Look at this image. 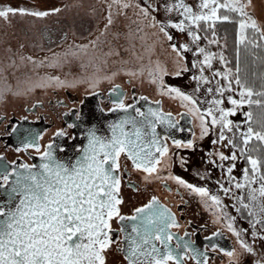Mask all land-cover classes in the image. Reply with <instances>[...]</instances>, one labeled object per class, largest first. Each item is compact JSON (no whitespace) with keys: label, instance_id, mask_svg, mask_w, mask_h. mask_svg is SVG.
<instances>
[{"label":"snow or ice","instance_id":"snow-or-ice-1","mask_svg":"<svg viewBox=\"0 0 264 264\" xmlns=\"http://www.w3.org/2000/svg\"><path fill=\"white\" fill-rule=\"evenodd\" d=\"M113 5L118 11L130 7L139 9L138 15L148 21L147 26L158 29L154 35L168 42L175 54V71L169 72L157 62L155 70L148 72L149 82L157 85L160 95L178 100L181 107L187 109L180 114L181 118L191 116L198 122L199 137L193 133L194 139L186 142L171 138L167 133L179 123L172 113H165L159 107H149L146 111L136 107L139 100L148 99L146 96L126 104L119 85L112 91L120 98L109 111L124 115L108 122L106 131L95 126L86 128L83 138L87 143L75 147L73 156L59 155L66 149L53 142L42 145L40 134L22 136L15 151L27 154L29 159L35 152L40 163L17 164L0 155V264H109L113 252L121 254L123 264H187L188 261L209 264V250L222 252L229 258V264H239L236 249L225 250L212 243L216 237L223 236L220 230L205 237L209 243L203 251L193 246L194 241L185 240L189 233L178 236L171 231L180 227L176 215L156 196L136 207L131 215L125 214L122 187L125 174L129 173V161L131 171L143 173L145 182L171 180L195 194L204 207L212 211L213 223L231 233L243 253L256 256L255 243L264 242V117L255 120L249 110L243 112L242 123L231 119L245 105L249 109L255 105L264 110V74L260 76L257 91L241 67L242 51L250 55L253 62L264 60L260 55L264 52V21L254 15L253 0H197L195 6L187 0H164L162 4L145 0L144 5L111 0L106 28L113 23ZM161 8L165 19L158 20L153 13H159ZM60 11V8L39 11L9 5L0 7V19L7 21L16 15L44 18ZM174 14L178 17L175 20L171 19ZM225 23L235 25L236 29L234 67L226 54L227 37L218 34V25ZM170 30L184 35L187 41L175 42ZM91 43L95 46L96 42ZM212 46L219 51L211 50ZM75 47L86 51L88 45ZM188 53L192 56L190 61ZM27 59L36 64L32 57ZM216 64L221 68L215 67ZM48 66H60L59 58ZM126 74L138 75L137 72ZM185 74H191L189 79L196 84L191 93L164 82L165 76L180 78ZM46 80L57 87L76 86L59 76H49ZM98 83L96 81L93 87ZM44 86L43 83L35 85ZM202 91L203 97L199 95ZM155 103L159 105L160 101ZM226 103L231 107H226ZM76 118L82 119L80 115ZM160 125L166 129L163 136L157 132ZM78 126L68 125L69 128ZM17 131L12 127L9 134ZM55 136L76 139L64 129L58 130ZM210 136L215 138L210 141L212 147L206 153V162L221 172V178L214 181L216 193L170 171L167 176L160 175L171 166L175 155L166 141L171 138L173 147L195 151L196 140L203 141ZM241 161L244 166L238 177L235 173ZM179 162L181 167L187 163L183 157ZM196 175L201 180L211 179L210 171ZM127 187L139 191L130 180ZM219 192L232 203L225 204ZM229 208L237 215H232ZM238 218L247 221L251 231L237 227ZM249 235L251 243L246 239ZM118 236L122 238L117 239ZM173 240L176 241L174 246ZM254 264H264V257Z\"/></svg>","mask_w":264,"mask_h":264},{"label":"rangeland","instance_id":"rangeland-1","mask_svg":"<svg viewBox=\"0 0 264 264\" xmlns=\"http://www.w3.org/2000/svg\"><path fill=\"white\" fill-rule=\"evenodd\" d=\"M127 2L133 5L145 4V0H127ZM150 2L162 4L164 0H150ZM196 2L197 0H187V3L193 6ZM110 3L111 0H0V7L10 5L14 8L39 11L61 9L59 13L44 18L16 15L10 16L7 21L0 19V93H2L0 96V130L4 128L7 120L21 118L27 114V109L33 107H36L38 112L50 115H54L56 111H66L70 107L80 109L83 102L89 107L91 96L95 92L100 90L105 92L116 84L128 90L133 88L139 97L146 96L153 102L160 101L163 108L176 114L187 111L181 107L178 100L160 95L157 85L149 82L148 72L150 69L155 70L157 62L161 66H166L169 72L175 71L173 63L175 54L171 52L168 42L160 35H154L158 33V29L148 27V21L138 15L139 9L135 7L118 11L117 6L113 5L111 9L113 23L106 28ZM253 5L254 15L264 21L261 1L256 3V0H253ZM153 15L158 20L165 19L163 8ZM177 18L175 14L171 17L173 20ZM140 29L142 31H139ZM170 31L175 37V42L187 41L184 35L175 30ZM93 41L96 42L95 46L91 43ZM232 43L227 44L228 57ZM78 45H88V47L86 51H81L75 47ZM211 50L219 51L215 46H212ZM72 52H76V55H72ZM116 52H119V55H115ZM28 57H32L36 64L29 61ZM187 57L189 61L192 60L190 53ZM57 58H59L60 66L49 67L48 64ZM40 62L43 64L41 65ZM215 67L221 68V65L216 64ZM127 72H137L138 75L129 76ZM190 75L185 74L180 78L165 76L164 82L169 86H179L183 91L191 93L196 84L190 81ZM49 76H59L61 80L75 83L76 86L74 88L57 87L46 80ZM96 81L99 83L93 87ZM41 83L45 86L35 87ZM29 88L32 90L29 91ZM199 95L203 97V91ZM205 106L202 105V107ZM225 106L231 107L227 103ZM246 111H248L247 105L231 119L242 123L245 119L243 112ZM190 121L191 128L188 131L191 136L189 139H194L193 133L195 137H199L200 128L198 122L191 116ZM242 127L246 125L242 124ZM214 138L215 136H210L203 141L197 139V150L195 151L177 149L172 144L169 145L170 152L175 155L172 156L171 166L160 175L167 176L170 171L189 183L206 186L216 193L217 185L214 181L221 178V172L206 162L208 159L206 153L212 147L210 141ZM180 157L187 161L184 167L180 165ZM243 166V161L237 165L235 174L238 177L240 176L239 170ZM209 171L211 172L210 180H201L196 175V173L206 174ZM165 182L172 186V192L175 193L174 190L178 189L180 202L189 212L186 216L190 214L192 220L206 225L207 229L204 233L210 234L216 230L223 232L229 239L230 248L236 249L239 264H254L255 260L264 257V242L255 243L256 256L243 253L236 238L226 229L221 228L220 224L213 223L215 217L212 211L204 207L199 197L190 194L171 180ZM217 194L222 197L225 204L232 203L223 196L222 192ZM229 212L237 215L231 208ZM200 215L201 218H199ZM237 227L249 228L251 231L249 224L243 219L238 218ZM246 239L252 242L250 235ZM219 253L220 255H212V258H209V264H229V258L222 252Z\"/></svg>","mask_w":264,"mask_h":264},{"label":"flooded vegetation","instance_id":"flooded-vegetation-1","mask_svg":"<svg viewBox=\"0 0 264 264\" xmlns=\"http://www.w3.org/2000/svg\"><path fill=\"white\" fill-rule=\"evenodd\" d=\"M116 85H119V91L124 93L122 98L126 104L135 103L136 100H139V96H137L133 88L128 90L120 84ZM116 85L105 92L101 90L95 92L93 96H91L89 107H87L83 102L80 109L78 107H70L66 111H56L54 115H50L49 113L45 112H38L36 107H33L27 109V114L25 116L7 120L5 122L4 128L0 130V155H3L8 162L16 161L17 164H39L40 160L37 153L32 152V158L29 159L27 154L17 153L15 151V148L20 146L22 136L32 133L34 135L40 134L43 137L39 141L42 145L53 142L57 146H63L66 151L59 153V155L62 157L73 156L75 154V147L87 143V141L83 138V133L86 128L95 126L102 131H106V125L108 122L117 120L120 116L124 115V113L109 111V109L115 106L114 102L120 98L112 91ZM65 106L69 107L67 104H65ZM136 107L141 108L143 111H146L149 107H159L165 113L171 112L173 118L178 120L179 123L177 128L171 129L167 134L171 138L177 140H182L185 142L191 140L187 139L190 138V133H186L189 130V127L187 126L188 117L184 116L181 118L180 115L186 111L176 114L171 110L163 108L161 102L159 105H157L155 102L149 99L146 101L139 100V103L136 104ZM77 115H80L82 119L77 120ZM69 124H77L79 126L76 128H69ZM12 127H16L18 131L10 135L9 133L11 132ZM60 129L66 130L70 137L75 136L76 139L72 140L68 137H56L55 133ZM181 129L183 130L181 131ZM157 132L163 136L166 134V129L164 126L160 125L157 127ZM171 138L166 141L168 146L172 144ZM127 166L129 168V173L125 174L124 185L122 187V195L126 201L125 205L123 206V212L127 215H131L136 207L142 206L143 204L147 203L152 196H156L159 198L161 204L170 208L176 215L180 227L173 228L171 231L175 232L178 236H184L185 232L189 233L190 235L186 236L185 240L194 241L193 246L203 251L204 246L209 243L205 240V237L211 236L213 232L210 234L204 233V231L207 229L206 225H201L200 223L192 220L190 214L189 216H186V214L189 212L186 210L185 205L180 202L178 189L174 190L175 193L172 192V186L165 181L160 182L159 179H152L150 182H145L143 173L131 171L130 161L127 162ZM161 173H163V171ZM129 180L135 184L139 191H134L133 189L127 187V182ZM199 218H201V215ZM121 238L122 237L119 236L117 237V239ZM175 243L176 241L173 240L172 245L174 246ZM212 243L221 245L219 240H217V237L212 241ZM118 255H120V257H118ZM207 255L209 258H212V255L218 256L220 253L209 250ZM109 264H123L121 254L119 252H113L110 254ZM187 264H195V262L188 261Z\"/></svg>","mask_w":264,"mask_h":264},{"label":"trees","instance_id":"trees-1","mask_svg":"<svg viewBox=\"0 0 264 264\" xmlns=\"http://www.w3.org/2000/svg\"><path fill=\"white\" fill-rule=\"evenodd\" d=\"M235 25L233 24H221L218 25V32L221 37L226 36L227 37V44L229 45L232 43V49L229 58L232 60V65L234 67L235 65ZM230 40V42H229ZM261 56H264V52L260 53ZM241 67L243 72L248 74L249 82L253 84L255 90H260L261 80L260 76L264 74V60H256L253 62V58L250 55H246L245 53H241ZM252 73H255L256 75L253 76ZM256 97H254L255 99ZM252 111L253 117L255 120H260L262 117H264V110L261 108H258L257 106L253 105L251 109L248 108V111ZM257 125H254V127Z\"/></svg>","mask_w":264,"mask_h":264},{"label":"water","instance_id":"water-1","mask_svg":"<svg viewBox=\"0 0 264 264\" xmlns=\"http://www.w3.org/2000/svg\"><path fill=\"white\" fill-rule=\"evenodd\" d=\"M188 117V124H187V126L189 127V129L191 128V123H189L190 122V116H187ZM186 126V127H187ZM185 128V127H184ZM186 133H189V131H187ZM187 139H189V138H187ZM217 240H219V242L221 243V247L223 248V249H225V250H230L231 248H230V243H229V239L228 238H226L225 237V235L223 234V236H221V237H217Z\"/></svg>","mask_w":264,"mask_h":264},{"label":"crops","instance_id":"crops-1","mask_svg":"<svg viewBox=\"0 0 264 264\" xmlns=\"http://www.w3.org/2000/svg\"><path fill=\"white\" fill-rule=\"evenodd\" d=\"M259 0H256V3H258ZM261 1V4L263 6V9H264V0H260ZM258 6V5H257Z\"/></svg>","mask_w":264,"mask_h":264}]
</instances>
